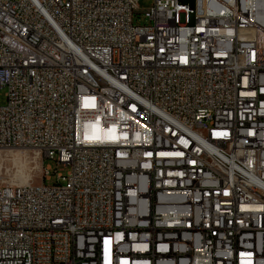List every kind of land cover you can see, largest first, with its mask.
Masks as SVG:
<instances>
[{
  "label": "built area",
  "instance_id": "2783aa9c",
  "mask_svg": "<svg viewBox=\"0 0 264 264\" xmlns=\"http://www.w3.org/2000/svg\"><path fill=\"white\" fill-rule=\"evenodd\" d=\"M139 1L0 0V264H264V0Z\"/></svg>",
  "mask_w": 264,
  "mask_h": 264
},
{
  "label": "rangeland",
  "instance_id": "374dc122",
  "mask_svg": "<svg viewBox=\"0 0 264 264\" xmlns=\"http://www.w3.org/2000/svg\"><path fill=\"white\" fill-rule=\"evenodd\" d=\"M153 4V0H140V15L134 18V24L143 25L146 23L144 11L149 9ZM6 104V90H0V107ZM2 156L0 159V178L11 185L41 184L43 181V167L45 165L52 166V181L48 184L52 185L56 182V174L54 172L55 164L52 161H42L41 157L33 151L28 150H12ZM68 168H59V173H67Z\"/></svg>",
  "mask_w": 264,
  "mask_h": 264
}]
</instances>
